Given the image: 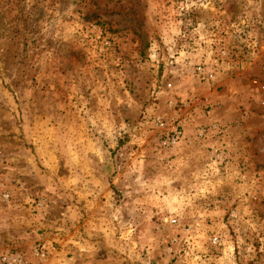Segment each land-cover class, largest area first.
Wrapping results in <instances>:
<instances>
[{
	"label": "rangeland",
	"instance_id": "374dc122",
	"mask_svg": "<svg viewBox=\"0 0 264 264\" xmlns=\"http://www.w3.org/2000/svg\"><path fill=\"white\" fill-rule=\"evenodd\" d=\"M155 117L193 126L194 145L192 160L151 169L167 190L141 212L155 233L197 235L177 247L194 264H264V0H0V256L65 261L56 228L72 204L77 220L93 214L108 184L93 155L143 134L155 153L174 149L158 145ZM121 241L107 250L137 254Z\"/></svg>",
	"mask_w": 264,
	"mask_h": 264
},
{
	"label": "crops",
	"instance_id": "0c3cea01",
	"mask_svg": "<svg viewBox=\"0 0 264 264\" xmlns=\"http://www.w3.org/2000/svg\"><path fill=\"white\" fill-rule=\"evenodd\" d=\"M192 127L186 128V131H184V140L181 141L178 146L173 150L163 151V153H155L154 150L156 149L151 148L154 140H146L149 135L143 134L142 136L145 137V139L140 136L141 138H137L136 142H131V144L136 143L137 145V148L132 145L131 148H135L134 150H124V141H118L116 148L109 152V156L105 158L106 160L101 156L93 155L94 159L96 158L104 164V170L106 171L104 177L106 179L108 177V182L103 179L102 181L103 183H108L107 187L104 189L100 188L102 195L101 199L99 198V200L94 203L95 206L93 208H89V210L94 209L93 211L95 212L87 216L85 220L83 219L80 221L74 217L77 215L76 211L80 212L79 209H81V207L76 204L71 205L69 208L70 219H68V223L59 225L56 230L60 231L55 232L54 236L64 248L67 247L69 249L68 252L71 255L69 257L66 256L67 258L65 261L60 258L54 259L51 264H128L130 261L139 262V259L145 262L143 264L196 263L184 256L187 253L186 249L184 253L181 254L177 247L178 245H182L186 246L188 249L191 247L190 245L198 240L197 235L187 230H182L177 234L172 233L170 235L157 234L155 233V221L151 219V217L145 218L141 214L142 210H149L155 206L154 203L149 204V198L153 199L155 194H160L161 192L165 194L167 192L164 188L162 191L161 189L159 190L152 178L154 177L153 171L158 169L157 164L161 163V159L165 155H168L171 156V160L175 162L179 156L184 155L182 153H185V160L180 159V161L188 162L191 159V155L187 153V150L190 146H194L193 141L188 136L189 132L192 131ZM137 132V135L142 134ZM111 146L112 145L109 144L108 148H112ZM116 158H118V161ZM197 160L200 167L202 162L198 158ZM173 165H175V163ZM119 166H124V168L122 167L120 171ZM151 169H153V171ZM91 171L94 172L92 169ZM86 189L87 191H84L85 199L83 202L86 207H89V205L93 203H89L87 199L88 193L90 192L89 187ZM93 192L95 193L96 190H93ZM78 200H80L79 196ZM78 200L75 203H77ZM125 213H131V217L127 219L124 218ZM172 221L177 220L171 219V222ZM167 222L166 219H163L160 225L163 226V224ZM110 224L112 226L114 225L116 229L118 228L119 233H116L117 236H115L114 233V236H111V232L108 228ZM160 225H157L159 226L157 229L158 231L161 230ZM75 227L76 229L72 231V228ZM81 227H83L87 233L83 232L85 233L83 236L75 235L77 229L79 230ZM140 227H142V229ZM44 235H46V233L41 234V236ZM111 238H114L115 242L128 240V242L134 243L136 248H138L137 254L131 253L127 255L124 253L123 256L107 250V242L111 241ZM41 240H44V238ZM134 256L136 259H133Z\"/></svg>",
	"mask_w": 264,
	"mask_h": 264
},
{
	"label": "built area",
	"instance_id": "2783aa9c",
	"mask_svg": "<svg viewBox=\"0 0 264 264\" xmlns=\"http://www.w3.org/2000/svg\"><path fill=\"white\" fill-rule=\"evenodd\" d=\"M197 73L200 75L201 80L203 81L211 82L214 80L212 74L203 72V69L200 67L197 68ZM168 87H170V85H168ZM152 127L154 128L155 132L158 133V145L163 149L175 148L181 141L184 140V131L180 123H174V121L172 123H168L163 117H155L153 119ZM210 128L213 131L218 130V127L214 125H211ZM197 134L199 137H202L204 135V131L198 129ZM218 242L219 241L217 237H214L211 240V243L213 245L218 244ZM31 256L39 263H42L46 260V252L40 247L33 249L31 252ZM0 264L30 263L27 261V258L24 255L22 257V255L17 253H7L0 256Z\"/></svg>",
	"mask_w": 264,
	"mask_h": 264
}]
</instances>
